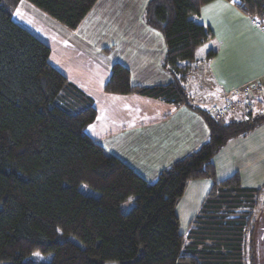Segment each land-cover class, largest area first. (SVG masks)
<instances>
[{
  "label": "trees",
  "instance_id": "16d2710c",
  "mask_svg": "<svg viewBox=\"0 0 264 264\" xmlns=\"http://www.w3.org/2000/svg\"><path fill=\"white\" fill-rule=\"evenodd\" d=\"M21 1L0 0V264H245L254 236L258 242L254 211L263 187L243 186L238 173L216 179L213 157L264 123V111L224 120L190 104L184 88L196 50L211 36L190 16L212 0H148L143 18L162 34L171 81L133 85L129 70L114 63L103 88L187 104L207 124V140L152 182L86 132L94 100L49 62V46L12 18ZM24 1L74 30L97 0ZM228 1L264 18V0ZM196 179L211 185L184 236L176 206ZM129 197L133 205L123 212ZM35 251L51 258L25 260Z\"/></svg>",
  "mask_w": 264,
  "mask_h": 264
},
{
  "label": "crops",
  "instance_id": "0c3cea01",
  "mask_svg": "<svg viewBox=\"0 0 264 264\" xmlns=\"http://www.w3.org/2000/svg\"><path fill=\"white\" fill-rule=\"evenodd\" d=\"M147 2L97 0L76 29L62 25L68 30L67 38L59 30L46 33L37 22H47L29 7L25 9L38 17L37 22H21L50 43L49 62L93 98L96 116L86 132L105 151L152 182L161 170L197 150L209 131L203 117L187 104L174 106L103 89L114 63L129 70L133 85L171 81L162 64L166 52L162 34L143 18ZM190 19L207 27L211 36L196 50L194 68L184 83L189 103L209 113L213 107L225 106L222 119L241 118L236 116L234 104L241 102L243 91H264V29L228 0L205 3ZM263 125L228 140L219 149L213 157L216 179L238 173L243 186H264ZM210 185L209 179L191 180L185 192L192 190L193 198L199 195L201 203Z\"/></svg>",
  "mask_w": 264,
  "mask_h": 264
},
{
  "label": "rangeland",
  "instance_id": "374dc122",
  "mask_svg": "<svg viewBox=\"0 0 264 264\" xmlns=\"http://www.w3.org/2000/svg\"><path fill=\"white\" fill-rule=\"evenodd\" d=\"M25 8L31 9L35 13L39 14L47 23L42 21V19L39 20V22H37L36 18H38V17L35 14L31 15L30 13H28ZM12 18L16 22H19L20 24L24 25L26 28H28L35 35H37V34L33 31V29L21 21H25V22H28L29 24H31L32 19H33L37 23L43 24V25H41V27L47 31L46 33H48V32L51 33V30L56 31V32L60 31V32H62L61 33L62 38H64V37L67 38V33H66V31H68L67 29H65L62 25H60L55 20L51 19L49 16H46L45 14H43L41 11H39L38 9L33 7L27 1L22 0L20 2V5H18L17 9L13 12ZM36 29H37V26H36ZM57 30H59V31H57ZM38 38H40V37H38ZM44 43H46L47 45L50 44L48 42H44ZM52 62L55 63V61L53 59H52ZM56 66H60V65L57 64ZM243 94H242V96H239V97H242L241 102L238 101L236 104H234V109H236V111L238 112V113H236L237 114L236 116H238V118L239 117L243 118L249 112L252 115H258L264 111V91L263 92L262 91H256L252 94L248 93L247 97ZM223 101H224V99H223ZM213 108H214V110H217L220 113H224L226 111L225 106L224 107L216 106ZM240 110L242 111L241 115H239ZM218 116L220 117L221 115L218 113ZM220 118L222 119V117H220ZM79 187L82 191H84L87 194L97 195V193L94 190L87 187L85 184H81ZM191 193H193L192 190H190V189L187 190L185 192L184 197L180 201L179 206L176 208V212H177V214L179 216V220H180L179 229H180V232L184 236L187 233L188 225H189L191 219L197 213L198 207L200 206V203H199L200 201L198 200L199 195H197L196 198L195 197L193 198ZM132 205H133V197H129L128 199H126L125 201H123L120 204V208L123 212H127L131 208ZM254 219L257 220L256 227L258 228V231H259V233L257 234L258 242L256 244V236H254V238L252 240L253 245H251L252 249L247 251V254L245 256H243V259L245 261V264H264V235L259 238L260 232L262 234V231H263L259 227H260V222H262V220L264 219V186H263L261 195L259 197L258 205L254 211ZM258 222H259V224H258ZM69 238L73 242L80 244L79 241L76 240L74 237L70 236ZM186 243H187V241H185V245H186ZM50 258H51L50 253L43 254L39 251H35V252L31 253L29 256H27L25 258V260L42 263V262H47ZM106 264H114V263H106Z\"/></svg>",
  "mask_w": 264,
  "mask_h": 264
},
{
  "label": "built area",
  "instance_id": "2783aa9c",
  "mask_svg": "<svg viewBox=\"0 0 264 264\" xmlns=\"http://www.w3.org/2000/svg\"><path fill=\"white\" fill-rule=\"evenodd\" d=\"M254 23H255V25H257V26H259V27L264 29V18L263 17H259V18L254 19ZM247 91L248 90H246L245 93H247ZM213 110L214 109L211 110V114H213L214 116H218V113L220 115L223 114V113L218 112L217 110H214V111Z\"/></svg>",
  "mask_w": 264,
  "mask_h": 264
},
{
  "label": "flooded vegetation",
  "instance_id": "af4514ba",
  "mask_svg": "<svg viewBox=\"0 0 264 264\" xmlns=\"http://www.w3.org/2000/svg\"><path fill=\"white\" fill-rule=\"evenodd\" d=\"M261 230H263L262 231V234H261V232H260V236H259V238L260 237H262L263 235H264V219L262 220V222H260V227H259ZM258 233H259V231H258Z\"/></svg>",
  "mask_w": 264,
  "mask_h": 264
}]
</instances>
